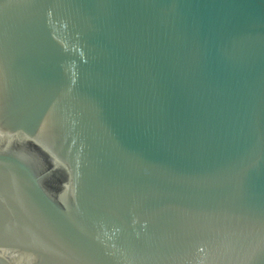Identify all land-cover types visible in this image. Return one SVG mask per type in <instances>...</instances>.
Here are the masks:
<instances>
[{"label": "water", "instance_id": "obj_1", "mask_svg": "<svg viewBox=\"0 0 264 264\" xmlns=\"http://www.w3.org/2000/svg\"><path fill=\"white\" fill-rule=\"evenodd\" d=\"M0 264H264V0H0Z\"/></svg>", "mask_w": 264, "mask_h": 264}]
</instances>
